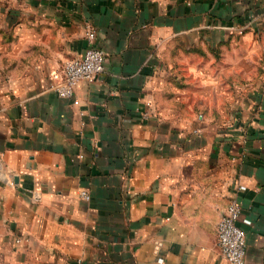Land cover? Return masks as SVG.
I'll return each instance as SVG.
<instances>
[{
    "label": "crops",
    "instance_id": "1",
    "mask_svg": "<svg viewBox=\"0 0 264 264\" xmlns=\"http://www.w3.org/2000/svg\"><path fill=\"white\" fill-rule=\"evenodd\" d=\"M234 197L264 264V0H0V264H230Z\"/></svg>",
    "mask_w": 264,
    "mask_h": 264
},
{
    "label": "built area",
    "instance_id": "2",
    "mask_svg": "<svg viewBox=\"0 0 264 264\" xmlns=\"http://www.w3.org/2000/svg\"><path fill=\"white\" fill-rule=\"evenodd\" d=\"M88 37L90 45L84 53L66 62L63 78L55 88L61 97H73L79 82L94 80L105 68L106 54L94 44L96 32L89 31ZM240 212L239 199L234 197L218 225L219 247L230 264H245L246 260L247 237L238 221Z\"/></svg>",
    "mask_w": 264,
    "mask_h": 264
}]
</instances>
